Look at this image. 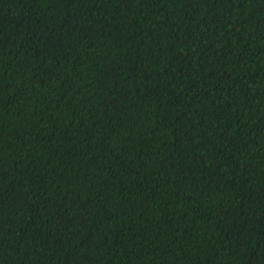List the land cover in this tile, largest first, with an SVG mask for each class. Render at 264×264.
<instances>
[{
    "label": "trees",
    "instance_id": "trees-1",
    "mask_svg": "<svg viewBox=\"0 0 264 264\" xmlns=\"http://www.w3.org/2000/svg\"><path fill=\"white\" fill-rule=\"evenodd\" d=\"M0 264H264V0H0Z\"/></svg>",
    "mask_w": 264,
    "mask_h": 264
}]
</instances>
